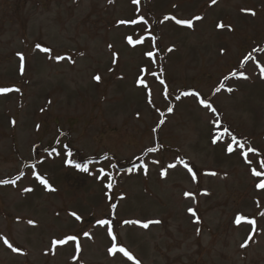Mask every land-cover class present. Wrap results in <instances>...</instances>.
I'll use <instances>...</instances> for the list:
<instances>
[{"label":"rangeland","instance_id":"374dc122","mask_svg":"<svg viewBox=\"0 0 264 264\" xmlns=\"http://www.w3.org/2000/svg\"><path fill=\"white\" fill-rule=\"evenodd\" d=\"M139 16L148 24H118ZM165 16L193 19V27ZM220 22L233 30L217 28ZM129 36L145 39L133 46ZM36 44L75 63L49 59ZM149 50L154 58L145 56ZM17 53L25 57L23 75ZM249 53L254 59L243 62ZM262 68L264 0H0V88L13 89L0 93V180L23 173L16 185L0 184V264H264V189L255 186L264 177L250 171L264 159ZM152 72L163 73L166 97ZM140 76L151 89V105ZM220 82L224 88L216 93ZM181 92H198L212 103L221 127L198 98L177 99ZM223 128L244 151L257 149L258 155L249 153L251 166L239 149L226 152L229 136L211 142ZM170 163L176 167L167 169ZM75 164H87L88 172ZM237 214L245 217L240 225ZM99 219L112 221L118 244L135 260L108 253L109 226ZM248 220L255 221L254 233ZM73 234L79 253L76 242L51 243ZM249 234L253 239L242 248ZM5 238L20 251L8 248Z\"/></svg>","mask_w":264,"mask_h":264},{"label":"snow or ice","instance_id":"6c2138e0","mask_svg":"<svg viewBox=\"0 0 264 264\" xmlns=\"http://www.w3.org/2000/svg\"><path fill=\"white\" fill-rule=\"evenodd\" d=\"M111 2H112V0H109V3H111ZM211 2H212V4H216L217 0H211ZM132 3L134 5H139L140 0H132ZM241 11L242 12H249L250 10L242 9ZM252 14L254 15L255 13L253 12ZM194 19L195 20H202L203 17L196 16V17H194ZM164 20H175V23L178 24V25H183V26H186L188 28H192L193 27V19H176L175 17L165 16ZM138 23H143L144 25H147L148 21L146 19H144L143 16H139L137 19H127V20L121 19V20L118 21V24H120V25L138 24ZM225 27H227L229 31L233 30L230 25L226 26L223 22H220V23L217 24V28L223 29ZM148 34L151 35L150 32ZM144 39H145V37L142 36L139 39L133 40L132 37L129 36V37H127V42L130 45L135 46V45L142 44L144 42ZM151 40H152V43H153V46H154L155 45V41H156V37L155 36H151ZM35 47H36V49H38L41 52L48 53L49 54V59H55V60H58V61L59 60L68 59L72 63H75V61L72 60L71 57H65V56H62V55H56L55 57H53L51 55L52 49H50L48 47H43L40 44H36ZM108 47L112 48V45H108ZM168 51L171 52V51H173V49L169 48ZM223 51L224 50L222 49L221 52L223 53ZM253 51H257V49H253ZM144 54H145V56L149 57L150 59L154 58L155 55H156L155 51H152V50L146 51ZM17 55L19 56V59H20V73L23 75L24 72H25V57H24V55L22 53H17ZM80 55H83V53H80ZM116 55L117 54L115 52H113V57L114 58L116 57ZM251 59H254V57L252 56V53H249L247 56H245L243 62H247L248 60H251ZM113 62H115V59H114ZM140 71H141V73H147L148 72L147 69H141ZM261 72H262V74H264V68L261 69ZM151 75L156 77L159 80V84L160 85L164 86L163 91H164V95L166 97L167 96V85L165 83V80L162 78L163 73L161 72L160 74H157L155 72H152ZM236 75H237V73H231V76H236ZM240 75L243 76L242 73ZM229 78H230L229 76H225L224 80L227 81ZM243 78L247 79L248 77L247 76H243ZM93 79L96 82H100L101 77L99 75H95L93 77ZM138 83L147 90V97H148L147 102L150 105L153 104L151 89L149 88V86H148L147 82L145 81V79L143 78V76H140V78L138 79ZM223 88H224V83L220 82L219 86L215 88V92L219 93ZM10 91H13V89L6 88V87L5 88H0V93H7V92H10ZM15 91H19V89H15ZM227 91L228 92H232L233 89L232 88H228ZM182 95L183 96H192V97L198 98V103L203 108L207 109L208 111H210L211 113H213V114H215L217 116V119L212 121V123L215 125V127L218 128V129L221 127L219 119H218V115L219 114L217 113V109L212 105V103H210V102L206 101L205 99L201 98L200 94L198 92H184V93H182ZM179 98L180 97H177V99H179ZM49 103H50V101H49ZM167 111L169 113H171L173 111L172 107H169L167 109ZM163 123H164V120H160L159 121V124L162 125ZM12 124L13 125L15 124L14 120L12 121ZM37 128H39V125H37ZM155 130L156 129H153V131H155ZM225 136H229L230 140H231V142H229V143H227L225 145L226 152L229 153V154H232L234 151H237V149H239L238 154L242 155L245 164L251 166L253 164V160L249 159V153H253V154L258 155L259 153H258L257 149H255L253 147H248L247 150L244 151L245 144L243 142H241L240 140H238L236 138V136L232 135L229 132V129H227V128H223L222 131H219L215 136H213L211 142L213 144H216L218 141L222 140ZM234 145L236 146L235 148H234ZM65 147H67V146H65ZM53 151H55V149H53ZM147 151L148 152H154V151H157V149L150 147V148L147 149ZM67 155L70 156L71 153L68 152ZM137 159L139 160L140 157H137ZM178 162L183 164V166L191 174L192 180L195 181L196 180V173L194 172V170L186 162H184L182 159L179 160ZM67 163L71 165V164H73V161L72 160H68ZM153 163H159V161H153ZM32 167H35V166H32ZM75 167L81 169L84 172H88V165L87 164H84V165L75 164ZM113 167H115V166L113 165ZM140 167L143 168L144 174L147 175V172H148L147 165L146 164H141ZM175 167H176L175 163H170V164L167 165V169H171V168H175ZM167 169H164L163 171L160 172L161 177H165L167 175ZM250 171H251V175L254 176V177H258V178L259 177H264V159L259 160V162L256 164L255 167H250ZM100 173L102 175H107V173L104 172V169H100ZM33 175L36 177V179L39 181V183L41 185H44V187L47 190L55 191V189L52 188L51 185H49L48 181L46 179H44L42 176H40L38 173L34 172ZM208 175L215 176V175H217V173L216 172H210V173H208ZM22 176H23V173H21L20 175H17L14 179L0 180V184H3V185H8V184L16 185L17 180H20L22 178ZM255 186L258 189H264V179H261L260 182L257 183ZM107 187L108 188H112L113 185L111 183H109L107 185ZM32 190L33 189H31V188H24L23 189V191H25V192H31ZM203 194L207 195L208 193L205 192ZM184 196L185 197H191V198L195 199L194 194L191 193V192H185ZM115 207H116V205L113 204L112 208L115 209ZM187 211H188V213L191 214L192 217L196 218V223L200 222L199 218L197 216L196 210H194L192 207H189L187 209ZM69 215L74 217L76 221H81L82 220V217L80 215H78L76 211L70 212ZM261 215H264V213H261ZM244 220H245V217L240 215V214H237L236 217H235V223L237 225H240L241 222L244 221ZM28 223L29 224H34L35 222L29 220ZM97 223L99 225H101V226H104V225H108L109 226L106 230H107L108 236L110 237V245L111 246L107 249V251H108V253L110 255H115L117 253H122L129 260H135L133 255L125 247H123V246L118 244V238L114 234L113 228L111 227V224H112L111 220H109V219H99L97 221ZM124 223L125 224H138V223H141V222L140 221H135V220H126V221H124ZM150 223H160V221H158V220H156V221H148V222L142 223L141 226L143 228H148ZM247 223L250 224V225H253V233H254L255 232V227H254L255 226V221L254 220H248ZM84 235L86 237H88L89 239H91V236L89 235V233L84 232ZM252 239H253V235L249 234L247 236L246 240L243 243H241L240 246L242 248L248 247V243H249V241H252ZM69 241L76 242V252L79 253L81 251L80 244H79V241H78V236L75 235V234L66 235L62 239L53 240L51 243H52V245H57V244L63 245V244L68 243ZM4 243L13 252L20 251L19 249L13 247V245L10 244L6 238L4 239ZM76 258L77 257H74V259H76ZM135 264H140V262L138 260H135Z\"/></svg>","mask_w":264,"mask_h":264},{"label":"trees","instance_id":"16d2710c","mask_svg":"<svg viewBox=\"0 0 264 264\" xmlns=\"http://www.w3.org/2000/svg\"><path fill=\"white\" fill-rule=\"evenodd\" d=\"M182 93H184V92H181L180 94H179V96L178 97H182L183 95H182ZM190 97V96H189ZM201 97V96H200ZM202 98V97H201ZM206 101H208V100H206ZM209 102V101H208ZM116 166H118L119 164L118 163H116L115 164ZM131 166V168L133 169V170H136L137 168H139V163L138 164H132V165H130Z\"/></svg>","mask_w":264,"mask_h":264}]
</instances>
